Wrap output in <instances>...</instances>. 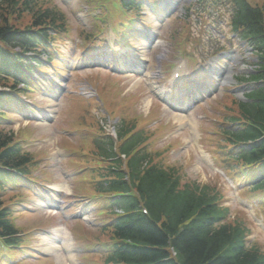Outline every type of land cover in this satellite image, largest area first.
I'll return each instance as SVG.
<instances>
[{
	"label": "trees",
	"instance_id": "16d2710c",
	"mask_svg": "<svg viewBox=\"0 0 264 264\" xmlns=\"http://www.w3.org/2000/svg\"><path fill=\"white\" fill-rule=\"evenodd\" d=\"M6 1V0H3ZM36 0H16L11 10L12 15L32 13ZM15 14V15H14ZM253 15L250 21L258 20ZM6 23V18L3 19ZM6 26V25H5ZM20 32L11 27L0 28V42H10L22 37ZM260 101V102H259ZM251 111V110H249ZM252 115H254L253 111ZM255 124L264 125V91L258 97L256 114L253 116ZM6 141L0 135V169L16 168L23 159L20 153L13 149L4 148ZM258 159L264 157V148L255 154ZM161 177L149 184L145 181L144 195L152 210L160 209L164 212V229L157 231L150 222L142 223L140 227L130 228L127 239L135 246L126 247L125 255L130 263L152 264L166 257L165 243L169 241L176 252V261L165 260L163 264H264V254L254 247L248 248L240 236L238 225L213 227L211 222L216 219L220 210L216 208V198L208 194L204 187L185 184L180 186L178 181L168 183V188L161 183ZM7 213L0 209V236H10L11 225L7 221ZM193 215V221L184 224ZM208 216L209 223H205ZM171 261V262H168Z\"/></svg>",
	"mask_w": 264,
	"mask_h": 264
},
{
	"label": "rangeland",
	"instance_id": "374dc122",
	"mask_svg": "<svg viewBox=\"0 0 264 264\" xmlns=\"http://www.w3.org/2000/svg\"><path fill=\"white\" fill-rule=\"evenodd\" d=\"M177 4L179 6H181V3L177 2ZM66 5H67V3H66ZM75 24L81 25L84 28H88L87 21H84L83 18H80V17L77 18L74 21V25ZM167 30H168V28H166L165 34L168 33ZM74 33H76L75 30H74ZM99 96H100L102 102L106 103V101L108 100L107 96L103 92L100 93ZM117 97H118V91H115L113 93V98L111 96H109V100L113 101V100L117 99ZM218 99L219 98H217V100ZM154 115H158V111L157 110H155V111L153 110L150 116H154ZM210 138H212L211 135H207L206 133H204V134H202L201 142H202V145L205 148V150L208 151V152L210 151V153L212 154L213 153L212 152V148L213 147L211 145L212 143H210L211 142ZM36 150L46 151V150H48V148L45 147V146H41L39 148H36ZM31 151L35 152V149H32ZM184 156H185V158H187V157L190 158V154H189V156H187V155H184ZM192 163H193V165H191L190 167H187V168L184 169L185 170V174L187 175V177H189L190 179H193V180H195V181H197L199 183H203V182H205L207 180L218 181L216 178H214V177H217V176L214 175L212 172H210L206 167H203L201 165L200 169H199V167L193 162V160H192ZM193 169L198 170V172L194 171ZM51 171H52V173L54 172L53 169ZM219 179L221 180L220 177H219ZM221 181H219V182L222 183ZM222 189H223L224 192H226V195H231V193H230L231 191L230 190L223 188V186H222ZM236 216H238L241 219H246L244 213L242 211H240V210H238V213H237ZM16 220H17V222H15V223H16L17 226H22V225L23 226H30L31 224L35 223V220H27V221L25 220V221H22V222L19 219H16ZM252 237L254 238V236H252ZM25 264H47V263H44L43 261H37L36 263L27 262Z\"/></svg>",
	"mask_w": 264,
	"mask_h": 264
}]
</instances>
